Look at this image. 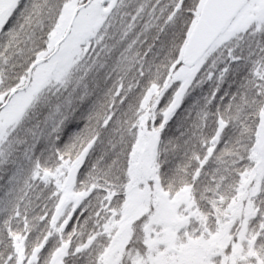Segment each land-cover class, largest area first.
I'll return each mask as SVG.
<instances>
[{
    "label": "snow or ice",
    "instance_id": "6c2138e0",
    "mask_svg": "<svg viewBox=\"0 0 264 264\" xmlns=\"http://www.w3.org/2000/svg\"><path fill=\"white\" fill-rule=\"evenodd\" d=\"M0 264H264V0H0Z\"/></svg>",
    "mask_w": 264,
    "mask_h": 264
}]
</instances>
